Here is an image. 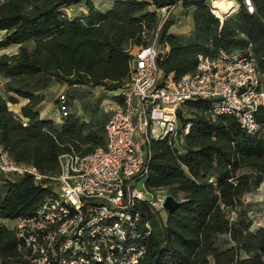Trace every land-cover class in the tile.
Returning a JSON list of instances; mask_svg holds the SVG:
<instances>
[{"label":"trees","instance_id":"1","mask_svg":"<svg viewBox=\"0 0 264 264\" xmlns=\"http://www.w3.org/2000/svg\"><path fill=\"white\" fill-rule=\"evenodd\" d=\"M251 2L253 12L239 4L221 23L206 0H112L104 9L92 0H0V49L17 46L0 54V147L49 175L58 172L60 154L103 147V96L83 97L76 86H100L119 96L129 80L132 52L154 33L160 83L192 72L200 53L249 48L264 84V0ZM78 3L85 7L81 15L62 11ZM171 5L190 14L189 31L170 30L171 15L160 23L158 9ZM54 81L69 91L54 99L58 119L39 108L43 90ZM19 99L24 104L15 113L7 103ZM74 99L81 113L69 111ZM209 110L208 99L183 102L175 136L150 143L145 185L165 188L179 204L163 220L162 210L156 215L145 203L139 207L150 224L149 234L138 239L145 245L140 264H264V224L254 225L248 212L256 209L244 199L264 181V107L256 112L259 127L253 133L234 116H211ZM53 193L52 185L30 174L0 171V219L32 215ZM0 264H30L15 230L1 222Z\"/></svg>","mask_w":264,"mask_h":264},{"label":"built area","instance_id":"2","mask_svg":"<svg viewBox=\"0 0 264 264\" xmlns=\"http://www.w3.org/2000/svg\"><path fill=\"white\" fill-rule=\"evenodd\" d=\"M219 1L231 3L221 8ZM206 2L221 23L239 4L249 13L254 10L251 0ZM175 7L158 9L160 23ZM158 51L154 33L150 43L132 52L129 80L118 90L121 101L104 103L103 147L60 154L54 175L13 160L0 147L1 172L30 174L54 191L32 215L13 220L11 226L30 264H140L145 245L138 239L149 234L150 224L139 207L145 203L160 211L168 195L165 188L145 185L150 143L175 136L176 110L183 102L208 99L211 116L232 115L248 133L258 129L255 115L264 107V84L249 48L200 53L192 72L169 75L162 83L155 63ZM60 110L66 114L65 106Z\"/></svg>","mask_w":264,"mask_h":264},{"label":"rangeland","instance_id":"3","mask_svg":"<svg viewBox=\"0 0 264 264\" xmlns=\"http://www.w3.org/2000/svg\"><path fill=\"white\" fill-rule=\"evenodd\" d=\"M94 5L97 8L104 9L106 8L112 0H92ZM236 2V0H235ZM63 12L66 13V15L70 17H76L81 15L85 12V7L82 3H78L75 5H72L71 7L62 9ZM169 15L175 20V22L170 26V30L175 32H187L192 28V20L189 13L184 12L181 8H174L172 11L169 12ZM3 35V32L0 31V37ZM17 50V46L11 45L6 48L0 49L1 53H13ZM161 80V78H160ZM2 82L3 79L0 77V92L2 91ZM66 85L57 81H54L52 84H50L47 88L43 90L45 99L40 104V111L43 115H50L53 119H58L59 111L58 109H53L54 106V99L57 96V94L63 92L67 97L69 95V91L65 90ZM78 91L82 94L83 97H92V96H103L101 100L100 107L102 111H104V103L111 98H113L114 93L106 92L102 87L95 86V87H87V86H76ZM83 89V90H82ZM5 96V93H3ZM24 100L19 99L16 103H21ZM8 106L15 105L14 103L8 102ZM69 111H80L79 102L77 99L72 100L71 104H69ZM81 113V111L79 112ZM189 112H186V115H188ZM142 179H139L137 181V186L140 187L142 184ZM245 201L251 202L254 206V209L248 212L251 218L254 219V225H262L264 224V181L261 182L259 187L251 192L244 195ZM153 212L157 215L158 210H153ZM162 220L165 219L166 212L164 209L160 212ZM233 215V213H232ZM1 223H5L9 226H12L14 224V221L12 220H2L0 219Z\"/></svg>","mask_w":264,"mask_h":264},{"label":"water","instance_id":"4","mask_svg":"<svg viewBox=\"0 0 264 264\" xmlns=\"http://www.w3.org/2000/svg\"><path fill=\"white\" fill-rule=\"evenodd\" d=\"M179 204V200L175 199L172 195H166L163 201V208L167 212H171L173 209L177 207Z\"/></svg>","mask_w":264,"mask_h":264},{"label":"crops","instance_id":"5","mask_svg":"<svg viewBox=\"0 0 264 264\" xmlns=\"http://www.w3.org/2000/svg\"><path fill=\"white\" fill-rule=\"evenodd\" d=\"M117 95V94H116ZM109 101V100H108ZM112 101H120V97L119 96H116L115 98L112 99ZM15 105H11L9 106V108L11 110H13L15 113H19L20 112V107L24 104V101L23 102H19V103H14Z\"/></svg>","mask_w":264,"mask_h":264},{"label":"bare ground","instance_id":"6","mask_svg":"<svg viewBox=\"0 0 264 264\" xmlns=\"http://www.w3.org/2000/svg\"><path fill=\"white\" fill-rule=\"evenodd\" d=\"M225 3H231V2L219 1L218 5H219V7L224 8L225 7Z\"/></svg>","mask_w":264,"mask_h":264}]
</instances>
